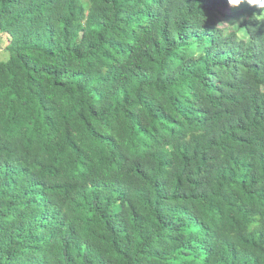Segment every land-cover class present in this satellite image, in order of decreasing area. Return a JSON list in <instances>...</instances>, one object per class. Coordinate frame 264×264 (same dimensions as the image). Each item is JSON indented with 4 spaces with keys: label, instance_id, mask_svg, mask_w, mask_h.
I'll return each instance as SVG.
<instances>
[{
    "label": "trees",
    "instance_id": "trees-1",
    "mask_svg": "<svg viewBox=\"0 0 264 264\" xmlns=\"http://www.w3.org/2000/svg\"><path fill=\"white\" fill-rule=\"evenodd\" d=\"M246 5L0 0V264H264Z\"/></svg>",
    "mask_w": 264,
    "mask_h": 264
},
{
    "label": "clouds",
    "instance_id": "clouds-1",
    "mask_svg": "<svg viewBox=\"0 0 264 264\" xmlns=\"http://www.w3.org/2000/svg\"><path fill=\"white\" fill-rule=\"evenodd\" d=\"M247 4L250 8L264 9V0H227L229 7L238 8L241 4ZM258 20H264V13L257 16Z\"/></svg>",
    "mask_w": 264,
    "mask_h": 264
},
{
    "label": "rangeland",
    "instance_id": "rangeland-1",
    "mask_svg": "<svg viewBox=\"0 0 264 264\" xmlns=\"http://www.w3.org/2000/svg\"><path fill=\"white\" fill-rule=\"evenodd\" d=\"M254 8H250L248 5H246V12L247 10H253ZM245 12V15H246ZM5 41V40H4ZM3 41V39L0 40V61H5L8 58V54L5 50V42Z\"/></svg>",
    "mask_w": 264,
    "mask_h": 264
}]
</instances>
